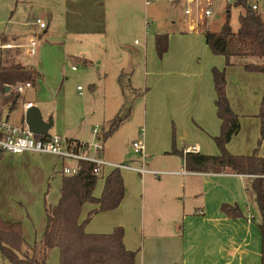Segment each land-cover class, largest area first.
Returning a JSON list of instances; mask_svg holds the SVG:
<instances>
[{
    "label": "crops",
    "instance_id": "obj_1",
    "mask_svg": "<svg viewBox=\"0 0 264 264\" xmlns=\"http://www.w3.org/2000/svg\"><path fill=\"white\" fill-rule=\"evenodd\" d=\"M165 1L172 6L180 7L183 3H188L184 11L192 4L189 0ZM161 2L162 0H155L148 5L145 0H60L59 2L64 10L66 33H87L98 36L105 50H108V44L112 46L120 44L125 48L127 46L125 38L129 35L134 36L135 44L144 47L147 56L146 70L149 67L153 75L148 92L147 89L143 92L144 95L146 94V111L150 115V121H147L148 142L145 140L144 128L133 140V142L144 140V152H137L143 158L142 164L133 166L125 162H115L107 157L106 149L103 153L104 158L112 162L147 169L145 173L127 169L138 173L142 178L139 189L141 211L136 207L134 218L136 217L137 221L139 217L144 239L137 248L139 251L136 264H262V234L259 228L261 219L257 218L260 214L249 188L252 177L229 172L189 171L185 167L184 150L188 146L197 144L200 153L211 155L219 153L214 137L220 133L221 120L216 113V92L211 72L216 66L226 70L227 96L232 109L240 119V130L228 142L227 148L237 155L252 154L260 135V119L257 114L264 94V84L260 83L257 74L244 71L243 66L227 65L226 58L223 55L213 54L209 48L206 49L201 39H198V50L195 49L196 45L185 43L175 46L174 37L169 32H165L169 35V45L163 55L164 60L160 66L154 64L153 56L150 54L149 57L145 46L149 41H153L155 46V35L164 33L163 20H161L164 15L156 16L151 12V22L157 24L156 31L148 33L146 31V27L150 24L148 8L154 5L160 7ZM48 17L50 18L51 14H48ZM36 19L31 25L30 36L27 38L16 33L0 34V51L7 56L9 62L35 67L25 63L24 57L30 58L38 54L42 45L34 36L41 35L39 31L47 35L49 30L48 22L42 18L47 25L40 29ZM178 22L184 24L185 32L196 31L200 25L197 18L187 21L179 18ZM176 23L175 20L172 21L173 25ZM33 38L37 40L36 53L30 55L26 45ZM204 41L207 45L206 40ZM197 55L199 61L196 62L194 58ZM124 69L125 67L122 66L120 74L126 75ZM34 86L35 84L26 88L15 100L11 91L7 92L4 89V94L0 96V118L14 125L25 126L27 108L24 103L32 102L25 98V93ZM136 88L134 87L135 90H139ZM13 103L22 112L20 121L11 120ZM6 109H8L7 113H5ZM43 118L49 120L51 117L43 116ZM110 119L107 118L105 121L103 119L100 127L105 126ZM161 119L165 121L162 133ZM168 119L173 121L176 130V134L172 137L168 132L169 125L166 122ZM62 133L74 140H88L83 139L80 131L71 132L70 128H65ZM48 134L52 133L49 131ZM133 151L136 153L135 150ZM155 156L161 157L160 162L154 161ZM259 156L264 158V142ZM36 159H38L36 155L28 152L5 153L0 157V214L4 218L12 221L16 219L9 211L11 202L6 200L7 178L11 177L13 169L17 168L19 174L27 162ZM72 164L71 160L60 159L59 166L55 164L49 174V184L54 178V173L61 170L59 168ZM148 173L158 176L163 174L166 177L165 181L161 183L160 178L145 177ZM60 186L59 191L55 192L48 203L58 202ZM226 202L241 207L243 216L236 218L227 216L221 208ZM95 207L96 205H93L92 209ZM199 210L203 213L200 214ZM125 218H127L126 213ZM119 225L126 227L125 221L116 226ZM145 225H147L146 234ZM127 240L125 229V245L135 250L130 243L127 244Z\"/></svg>",
    "mask_w": 264,
    "mask_h": 264
},
{
    "label": "rangeland",
    "instance_id": "obj_2",
    "mask_svg": "<svg viewBox=\"0 0 264 264\" xmlns=\"http://www.w3.org/2000/svg\"><path fill=\"white\" fill-rule=\"evenodd\" d=\"M59 2L60 0H0V34L2 32L16 33L27 38L30 36L31 25L37 17H42L49 23L47 35L39 31L41 35L34 36L42 45L38 54L30 58L24 57V62L34 65L41 74L35 86L27 90L25 98L38 106L44 117L53 119L50 133L64 135L62 131L65 128H70L71 132L80 131L83 139H88L85 141L94 139L92 133L94 126H101L103 119L105 121L107 118H113L119 112L123 122L104 142L106 155L115 162H125L133 166L142 164L143 158L133 151V140L144 128L145 140L148 142L147 121H150V115L146 111V94L144 95L143 92L146 89L148 92L153 78L149 71L150 68L148 67V72L146 70L147 56H145L144 47L135 44V37L129 35L125 38L127 45L125 48H122L120 44L114 46L108 44V50H105L98 36L87 33H66L64 10ZM226 3L227 0L212 2L213 15L208 18L200 15L196 2L191 4L192 14L184 16L183 9L189 5L188 3H183L180 7L172 6L162 0L160 7L154 5L148 8L150 24L146 27V31L148 33L156 31L157 23L151 22V12L156 16L164 15V18H161L163 31L173 35L175 46L185 43L191 46L196 45L195 49L198 50V39H201L203 46L207 49L209 47L205 44L202 30L220 29L218 26L226 18ZM48 14H51L50 18ZM238 15L239 10L233 7L231 9V25L234 29L238 27ZM179 18L184 21L197 18L198 23L203 27L196 31L185 32L184 24L178 22ZM173 20L177 22L175 25L172 24ZM138 39L140 40V38ZM145 47L149 57L150 54L153 56L154 64L160 66L164 57L159 58L154 42L149 41ZM85 57L91 60L89 66H85L82 61H79ZM194 60L199 61L198 55ZM232 60L233 63L230 66L235 67H242L240 62L243 61L261 62L260 58L254 56H234ZM72 66H76V69L73 70ZM122 66L125 67L126 74L122 77L123 94L118 81ZM242 69L257 74L260 83L264 84V73L247 71L244 67ZM79 86L81 90L78 89ZM134 87L139 90H135ZM12 97H14V93H12ZM7 111L8 109L5 110V113ZM146 112L147 119L145 118ZM21 114V110L15 105L11 111V120L20 121ZM160 122V132L162 133L165 121L161 119ZM166 122L169 125L168 132L172 137L176 134L173 121L168 119ZM259 140L260 135L255 146L258 148V153H260L264 142V139L261 143ZM31 154L36 155L38 159L27 162L19 174L17 168L13 169L11 177L7 178L6 200L12 204L9 211L11 216L16 218L14 221H20L22 224L23 236L27 242L34 244L40 241L46 225L45 199L51 201L55 192L59 191L62 175L59 172L54 173V178L51 179L49 186V174L55 164L59 166V156L52 153ZM153 159L155 162H160L161 157L155 156ZM25 167L26 170H24ZM109 170H105L104 174ZM121 172L126 184V194L120 206L114 210L94 215L86 224V230L92 233L111 232L116 225L125 221L127 228L123 226L127 233V244H131L137 249L144 239L138 214L137 221L136 217L134 218V209L137 207V210L141 211L139 189L142 178L132 170L121 169ZM100 176L96 190L97 195L101 193L103 187L104 175ZM146 176L160 178L161 183L166 178L163 174L158 176L148 173ZM47 190L49 192L46 194ZM92 207L93 204L84 206L81 219L87 217ZM125 213L127 218H125ZM257 218L261 219L259 215ZM145 226L146 234L147 225ZM59 259L57 248L47 251L48 264H60ZM0 264L11 263L0 256Z\"/></svg>",
    "mask_w": 264,
    "mask_h": 264
},
{
    "label": "trees",
    "instance_id": "obj_3",
    "mask_svg": "<svg viewBox=\"0 0 264 264\" xmlns=\"http://www.w3.org/2000/svg\"><path fill=\"white\" fill-rule=\"evenodd\" d=\"M248 2L249 0L228 2L225 8L226 18L220 29H203L202 32L210 51L215 55H223L227 65L233 63L234 56H254L260 58L261 62L243 61L240 64L247 71L264 73V6L260 10H253ZM233 7L239 10L237 29L231 25ZM202 27L200 24L199 28ZM168 45V33L155 35V49L159 58L167 52ZM79 61L85 66L91 63V60L86 58ZM211 72L216 92V113L221 120L220 133L214 137L219 153L211 155L186 152L185 167L189 171L229 172L252 177L249 188L261 218L259 228L262 234L264 264V178L255 176L264 171V158L259 156L258 148L248 155H237L228 150V142L240 130V119L227 96L225 68L214 66ZM39 77L37 68L19 62H9L7 56L0 52V96L4 94L5 85L20 80L35 84ZM122 77L123 74H120L118 81L124 92ZM17 96L14 94L13 100ZM257 116L260 119L261 143L264 139V94ZM122 122L123 118L117 112L108 120L106 126L101 128L100 138L105 142ZM93 166L91 162H82L76 174L62 176L58 202L51 204L45 200L46 225L38 243L27 242L20 221L8 220L0 214V256L11 264H48L47 251L57 248L60 264H136L139 250L129 249L125 245L123 226H116L108 233H92L86 230V224L95 214L119 207L126 192L121 169L116 168L104 175L101 193L97 195L101 176L93 172ZM48 185L50 186L49 183ZM87 203L96 207L89 211L85 219H81L83 207ZM221 208L231 218L243 216L242 208L237 204L226 202Z\"/></svg>",
    "mask_w": 264,
    "mask_h": 264
},
{
    "label": "built area",
    "instance_id": "obj_4",
    "mask_svg": "<svg viewBox=\"0 0 264 264\" xmlns=\"http://www.w3.org/2000/svg\"><path fill=\"white\" fill-rule=\"evenodd\" d=\"M155 0H145L146 4H151ZM169 2H176L178 0H168ZM233 0H228L231 2ZM192 4L196 2L197 8L201 16L210 17L213 14V0H189ZM249 5L253 10H260L264 6V0H249ZM185 14L189 15L192 12V7L185 9ZM36 23L40 29L46 27L47 23L42 18H37ZM28 53L34 55L36 53L37 40L31 39L26 45ZM2 47V46H1ZM8 47V46H5ZM74 70L76 66L72 67ZM11 85V92L14 94H20L25 91L26 88L33 86L31 81H15ZM78 89H81L79 86ZM32 102H25V108L32 106ZM101 127L96 125L93 127L92 132L94 139L92 141H74L65 135L48 134V135H36L32 133L28 126H18L10 123L9 121L0 118V157L5 153H52L61 160H71L72 165H65L61 168L59 173L61 175L76 174L81 166L82 162H91L94 164L93 172L98 175H105V170L112 169H133L142 173L147 172V169L134 168L125 164H119L112 162L104 158L103 153L105 151L104 140L100 138ZM133 147L136 152H144V140H136L133 142ZM186 152H199V145L194 144L185 148ZM157 173V172H154ZM250 176V175H249ZM254 176V175H253ZM256 177L264 178V171L255 175ZM200 214L202 210L198 211Z\"/></svg>",
    "mask_w": 264,
    "mask_h": 264
},
{
    "label": "water",
    "instance_id": "obj_5",
    "mask_svg": "<svg viewBox=\"0 0 264 264\" xmlns=\"http://www.w3.org/2000/svg\"><path fill=\"white\" fill-rule=\"evenodd\" d=\"M11 85L4 87L5 91H11ZM25 122L29 130L36 135H48L49 129L53 125V119L45 120L40 108L32 105L26 109Z\"/></svg>",
    "mask_w": 264,
    "mask_h": 264
}]
</instances>
